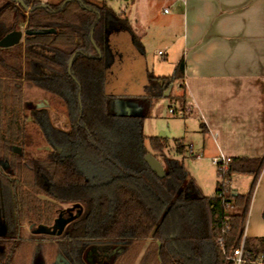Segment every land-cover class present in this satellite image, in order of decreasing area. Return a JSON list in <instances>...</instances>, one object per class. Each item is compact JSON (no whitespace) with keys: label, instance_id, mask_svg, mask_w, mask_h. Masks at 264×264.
Masks as SVG:
<instances>
[{"label":"trees","instance_id":"trees-1","mask_svg":"<svg viewBox=\"0 0 264 264\" xmlns=\"http://www.w3.org/2000/svg\"><path fill=\"white\" fill-rule=\"evenodd\" d=\"M23 2L29 10L0 0V39L22 25L31 31L0 47V211L7 230L26 221L50 224L61 204H76L79 212L63 234L76 264L91 245L110 249L117 243L120 252L109 264H233L227 256L240 243L264 155L230 157L229 176L252 175L246 194L230 191L223 198L216 186L213 195H203L183 160L167 153L168 140L143 134L146 111L117 114L113 106L119 98L149 107L182 78V61L171 76L147 74L143 94H111V54L121 49L117 37L128 35L142 50L126 18L103 0L44 7H36L41 0ZM47 29L54 31L41 32ZM33 89L46 95L43 105H29L25 91ZM57 101L67 114L64 128L50 120L49 106ZM177 101L183 109V96ZM173 142L174 152L183 155V142ZM149 151L162 164L161 178L143 159ZM149 222L148 238L143 228ZM243 249L249 253L243 264H253L264 253V237L246 238ZM20 250L7 264H17Z\"/></svg>","mask_w":264,"mask_h":264},{"label":"crops","instance_id":"crops-1","mask_svg":"<svg viewBox=\"0 0 264 264\" xmlns=\"http://www.w3.org/2000/svg\"><path fill=\"white\" fill-rule=\"evenodd\" d=\"M103 1L126 18L142 46L140 51L126 34L117 37L121 49H113V54L108 51L114 57L112 64L124 55L143 54L153 47L174 71L182 61L178 93L171 94L172 83L162 96L172 101L167 106L168 112L174 109L170 114L180 108L177 98L183 96L182 119L172 141L166 131L158 135L168 140L170 156L176 154L173 139L185 146L184 154L174 157L182 160H210L220 153L232 158L264 155V0ZM147 86L148 78L139 94ZM149 130L147 137L157 136L150 125ZM230 178L233 193H247L252 175L231 173ZM215 188L216 184L207 196ZM243 235L245 239L264 237V165L249 200Z\"/></svg>","mask_w":264,"mask_h":264},{"label":"rangeland","instance_id":"rangeland-1","mask_svg":"<svg viewBox=\"0 0 264 264\" xmlns=\"http://www.w3.org/2000/svg\"><path fill=\"white\" fill-rule=\"evenodd\" d=\"M56 2L58 0H55ZM51 0V2H55ZM50 2V1H48ZM117 10V8H116ZM19 30L24 32V26H20ZM24 37V35H23ZM22 37V39H23ZM21 39V40H22ZM144 60V61H143ZM111 81L108 86V91L111 94H126V95H138L142 92L143 86L146 82L147 74L154 75H168L171 76L174 71V66L168 61L167 58L163 56H159L157 54V47H153L149 51H146L143 54L138 55H124L122 57V61L111 64ZM177 82L175 80L173 82L174 87L172 89L171 94L175 95L178 93ZM25 97L29 102L30 106H34L35 104L41 106L45 102L46 95L37 89L26 90ZM168 98L160 97L157 102L153 105L151 114L144 118L143 120V134L146 136L150 135L149 125L152 126L155 134L158 136L162 131H166V136L170 141H172V137L174 132V128H177L179 125V119L181 120V110L175 112V114H170L167 110V106L172 102ZM131 101V100H130ZM136 102V101H135ZM137 103V102H136ZM117 101H114V110L115 111H127L129 105L121 110L117 107ZM137 105L141 108L140 112L148 113L151 105L149 107L142 108L138 103ZM49 115L52 123L59 127H67L69 122L67 118V114L65 111V107L61 104V102L54 103L53 106H49ZM156 113V116H155ZM175 117V118H174ZM172 127V128H171ZM172 144V143H171ZM170 144V145H171ZM144 145L147 149H149L148 140L145 139ZM153 155L152 151H149ZM167 153L171 154V149L167 150ZM174 157H177L176 154H172ZM184 166L190 176H193L196 182L202 189L204 195H209L213 192L215 181L217 182L218 176L216 173V167L212 164L210 160L203 159H194V158H184ZM62 211L69 212L71 215H74L78 212L75 204L64 205L61 209ZM153 225L149 222L146 226H144L143 231L145 234L150 237ZM23 230L26 233L28 230V225L23 226ZM54 249V247H53ZM48 254L50 255L49 251ZM19 264L22 262L19 261Z\"/></svg>","mask_w":264,"mask_h":264},{"label":"flooded vegetation","instance_id":"flooded-vegetation-1","mask_svg":"<svg viewBox=\"0 0 264 264\" xmlns=\"http://www.w3.org/2000/svg\"><path fill=\"white\" fill-rule=\"evenodd\" d=\"M38 196L45 198V195L41 193ZM64 205L70 204H61L50 224L26 221L19 224L16 231L7 230L2 211H0V264H7L19 248L21 250L16 256L17 264L19 261L22 264H76L69 258L66 237L63 234L68 220L79 212V207L75 204L78 212L71 215L61 210ZM24 225H28L26 233L23 230ZM63 243L65 248L64 245L62 246ZM54 244L56 246L53 249ZM23 249L26 251L24 254L21 253ZM119 252L118 243L110 249L91 245L81 254L79 264H109L113 259L112 255Z\"/></svg>","mask_w":264,"mask_h":264},{"label":"water","instance_id":"water-1","mask_svg":"<svg viewBox=\"0 0 264 264\" xmlns=\"http://www.w3.org/2000/svg\"><path fill=\"white\" fill-rule=\"evenodd\" d=\"M17 4H20L23 8L29 10V8L25 5V3L23 2V0H12ZM46 6L45 3L41 2L40 4H38L36 7H44ZM53 29H47L45 31H41V32H53ZM40 31L37 33H41ZM92 32H93V28L90 31V40L91 42L94 44L93 42V38H92ZM31 31H26L24 30V32H22L21 30H13L7 34H5L1 39H0V47H11L15 44H17L19 41H21L23 35L25 34H30ZM95 45V44H94ZM98 55H100V50L97 46H95ZM74 54L70 57L69 61H68V69L70 67L72 58H73ZM79 97V95H78ZM117 101V107L121 110H124V108L126 106H130V107H126L127 111H115L117 114H132V115H137L140 113L141 108L137 105L136 102L134 101H130V100H125V99H115ZM114 100V101H115ZM126 105V106H125ZM143 159L145 161V163L148 165V167L150 168L151 171H153L158 177H163L164 176V169L162 167V164L160 163V161L155 158L151 153H146L143 156ZM55 228V225L53 226Z\"/></svg>","mask_w":264,"mask_h":264},{"label":"built area","instance_id":"built-area-1","mask_svg":"<svg viewBox=\"0 0 264 264\" xmlns=\"http://www.w3.org/2000/svg\"><path fill=\"white\" fill-rule=\"evenodd\" d=\"M160 55L163 53L161 51L158 52ZM169 112H174L172 107L169 108ZM212 164L216 167V173L218 176L217 180V188L220 192L221 197H225L230 191H232L231 186V178L229 176V162L230 157H227L220 153L219 155L211 158ZM227 207H232L230 203H224ZM244 235L240 239V243L237 247L233 248L231 252L228 254L227 258L233 262V264H243L245 259L249 256L247 251H244ZM218 243L221 249L223 250V240L221 237L218 238ZM253 264H264V253L260 254L255 261L252 262Z\"/></svg>","mask_w":264,"mask_h":264}]
</instances>
